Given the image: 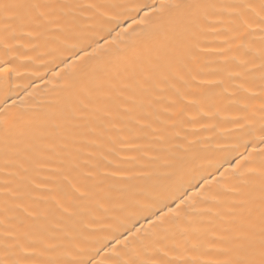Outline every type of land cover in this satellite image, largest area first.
I'll return each mask as SVG.
<instances>
[{"label":"snow or ice","instance_id":"obj_1","mask_svg":"<svg viewBox=\"0 0 264 264\" xmlns=\"http://www.w3.org/2000/svg\"><path fill=\"white\" fill-rule=\"evenodd\" d=\"M41 43L63 84L0 112V264H264V0H0L5 102ZM209 57L238 81L229 131L255 146L191 183L199 157L168 132L228 91ZM145 159L154 198L120 167Z\"/></svg>","mask_w":264,"mask_h":264},{"label":"bare ground","instance_id":"obj_2","mask_svg":"<svg viewBox=\"0 0 264 264\" xmlns=\"http://www.w3.org/2000/svg\"><path fill=\"white\" fill-rule=\"evenodd\" d=\"M132 14L134 15V13ZM25 43L29 42L25 41ZM50 47L52 46L41 43L37 51L27 53L34 59L30 64L20 68L19 76L13 75L11 99H7L5 102V96L0 93V112L11 106L13 101L17 110L23 112L39 110L46 107L55 96L60 94L63 81L55 76V72L59 71V68L56 67L59 64V59L56 53L48 55ZM234 54V52L228 53L229 56ZM208 59L212 62L208 64L205 71L213 72L221 69V74L225 78L224 86L228 88V91L224 92L221 88L209 89V99L203 104V107L205 113L210 112L212 115L200 114L199 109L193 107L188 112L184 122L178 124L174 129L170 128L168 132L169 144L173 146V151L178 149L180 154L187 153L193 157H199V159H196L194 166L196 179L191 180V183H196L200 176L210 178L209 173L215 174L218 167L223 171L224 168L228 167L227 161L232 160L234 162L235 158L241 153H245L246 146L249 150L252 146H255L246 144L250 139L247 135L241 136L234 131H229L234 128V125L227 121L238 114L239 102L242 99L239 94L232 95L235 83H238V81L227 80L226 71L231 65H225L222 58L209 57ZM60 67H63V65H60ZM192 117H195V120L189 123L188 120ZM176 133H179L178 137H176ZM253 136L258 139L259 132H253ZM153 155H157V153H149V156ZM161 155L163 154L161 153ZM120 167L132 173V176L127 178L126 182L138 185L143 190L142 195L144 198L155 197L151 187L153 181L141 179L136 175L139 172L151 169L148 159L121 164ZM107 183L109 182H105L104 187ZM184 187H188L187 183ZM97 191L100 196L103 195L102 188H98ZM160 206L157 205V207ZM91 207L94 208L95 205L93 204ZM141 225L146 228L148 226L147 221L141 218L137 227Z\"/></svg>","mask_w":264,"mask_h":264}]
</instances>
